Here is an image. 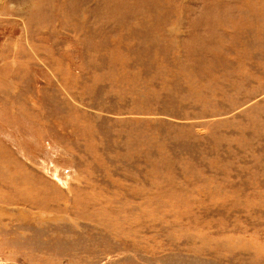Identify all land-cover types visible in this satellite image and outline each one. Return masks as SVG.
Masks as SVG:
<instances>
[{
  "label": "rangeland",
  "instance_id": "obj_1",
  "mask_svg": "<svg viewBox=\"0 0 264 264\" xmlns=\"http://www.w3.org/2000/svg\"><path fill=\"white\" fill-rule=\"evenodd\" d=\"M0 264H264V0H0Z\"/></svg>",
  "mask_w": 264,
  "mask_h": 264
}]
</instances>
